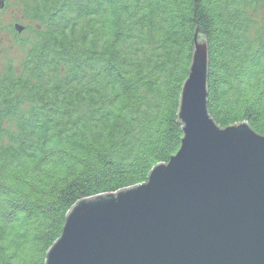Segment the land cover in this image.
<instances>
[{
    "label": "trees",
    "instance_id": "16d2710c",
    "mask_svg": "<svg viewBox=\"0 0 264 264\" xmlns=\"http://www.w3.org/2000/svg\"><path fill=\"white\" fill-rule=\"evenodd\" d=\"M21 3L24 56L0 69V264H45L71 206L176 154L196 37L209 116L264 136V0Z\"/></svg>",
    "mask_w": 264,
    "mask_h": 264
},
{
    "label": "water",
    "instance_id": "95a60500",
    "mask_svg": "<svg viewBox=\"0 0 264 264\" xmlns=\"http://www.w3.org/2000/svg\"><path fill=\"white\" fill-rule=\"evenodd\" d=\"M208 65L196 37L176 154L142 184L71 206L45 264H264V136L209 116Z\"/></svg>",
    "mask_w": 264,
    "mask_h": 264
},
{
    "label": "rangeland",
    "instance_id": "374dc122",
    "mask_svg": "<svg viewBox=\"0 0 264 264\" xmlns=\"http://www.w3.org/2000/svg\"><path fill=\"white\" fill-rule=\"evenodd\" d=\"M21 0H5L3 9L0 11V69L8 64L18 65L23 59L24 52L17 45V41L25 37V33H9L8 28L20 21L26 25L21 7Z\"/></svg>",
    "mask_w": 264,
    "mask_h": 264
}]
</instances>
